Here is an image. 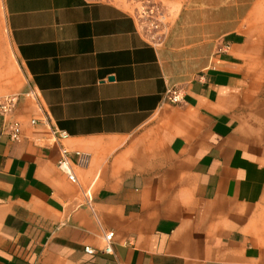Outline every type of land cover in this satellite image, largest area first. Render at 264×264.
Instances as JSON below:
<instances>
[{"label":"crops","instance_id":"crops-1","mask_svg":"<svg viewBox=\"0 0 264 264\" xmlns=\"http://www.w3.org/2000/svg\"><path fill=\"white\" fill-rule=\"evenodd\" d=\"M156 1L0 0V264H264V0Z\"/></svg>","mask_w":264,"mask_h":264},{"label":"built area","instance_id":"built-area-1","mask_svg":"<svg viewBox=\"0 0 264 264\" xmlns=\"http://www.w3.org/2000/svg\"><path fill=\"white\" fill-rule=\"evenodd\" d=\"M125 5L131 12L139 33L145 38V40L155 46H162L168 35L169 28V11L159 1L156 0H125ZM30 94L33 95V92ZM166 100L172 104H179L183 102V91L180 88H170L166 92ZM20 95L11 94L6 96H0V115L8 116L17 107L19 103ZM45 119L47 122L50 121L49 114L44 111ZM36 120L32 121L35 124ZM52 135L57 142H62L69 138V134L59 129H54ZM11 137L15 141L21 139V126L19 123H14L11 130ZM62 156L58 161V167L67 174L68 178L72 182H76L77 178L73 171L72 154L75 156V164L81 167H87L90 163V155L82 151L71 152L65 146L61 148ZM114 232L109 231L105 233V247L103 252L107 254L114 253L113 238ZM85 251L88 254H94L95 250L87 246Z\"/></svg>","mask_w":264,"mask_h":264},{"label":"rangeland","instance_id":"rangeland-1","mask_svg":"<svg viewBox=\"0 0 264 264\" xmlns=\"http://www.w3.org/2000/svg\"><path fill=\"white\" fill-rule=\"evenodd\" d=\"M126 4V3H125ZM1 19H2V12H1V4H0V21H1ZM0 96H5V95H1L0 94Z\"/></svg>","mask_w":264,"mask_h":264}]
</instances>
